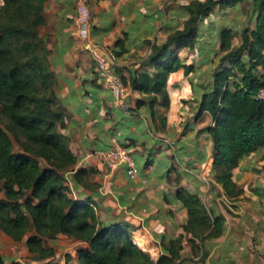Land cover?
Returning a JSON list of instances; mask_svg holds the SVG:
<instances>
[{
    "label": "crops",
    "instance_id": "1",
    "mask_svg": "<svg viewBox=\"0 0 264 264\" xmlns=\"http://www.w3.org/2000/svg\"><path fill=\"white\" fill-rule=\"evenodd\" d=\"M192 1L88 0L91 19L83 36L75 23L76 0L45 2V24L39 36L46 41L55 92L65 114L58 131L66 136L76 158L74 170H83L76 177L75 171L67 172L66 184L74 199L92 202L102 222L127 226L133 243L153 260L168 254L169 240L182 234L183 264H253L251 260L264 257V148L241 159L233 169V180L244 190L237 198L227 197L213 177L212 144L206 128L214 123L208 111L199 113L198 109L219 66L220 29L198 31L192 48L177 49L184 65L167 78V106L159 103L160 94H144L129 83L133 72H154V67L144 65L151 44L163 45L170 32L183 27L189 17L186 5ZM243 4L247 5L245 14L239 10ZM229 7L216 5L209 15L221 14L227 21L223 27L237 33L243 20L252 24L251 0ZM233 38L234 47L240 37ZM91 44L101 50L106 47L112 55V64L127 86L122 99L131 104V110L121 109L97 78L88 49ZM151 97L158 99L153 112L147 104L137 105L138 100ZM111 136L119 143L130 142L135 177H128L123 166L109 169L98 155L111 146ZM180 192L196 193L214 214L224 217L222 233L200 242L196 252L187 241L191 234L183 230L188 213L178 198ZM18 242L0 229V261L24 263L15 249ZM46 242L57 248L58 258L62 255L61 264L66 254L75 259L76 250L87 245L64 234ZM22 249L24 254V243ZM202 253L206 254L204 262L199 261Z\"/></svg>",
    "mask_w": 264,
    "mask_h": 264
},
{
    "label": "trees",
    "instance_id": "2",
    "mask_svg": "<svg viewBox=\"0 0 264 264\" xmlns=\"http://www.w3.org/2000/svg\"><path fill=\"white\" fill-rule=\"evenodd\" d=\"M46 1L2 0L0 5L1 231L14 241L24 239L27 251L41 264H50L57 254V248L44 245V239L53 241L59 234L87 244L76 250L75 259L66 254L62 264H183L182 234L169 240L168 254L153 260L133 243L127 226L102 222L92 202L70 195L65 174L75 171L76 158L66 136L58 131L65 114L55 92L46 41L39 36ZM243 1L193 0L187 4L189 17L183 27L170 32L163 45L151 44L144 65L154 67V72H133L130 86L144 94H160L159 103L167 106V78L184 65L177 49L195 45L199 23L216 5ZM251 10L252 24L242 28L236 47L232 28L220 29L219 66L198 108L199 113L208 111L213 120L206 128L212 144L213 177L229 198H237L244 190L233 180V169L241 159L264 148V100L257 97L264 85V0H251ZM157 102L156 97L143 98L137 105L147 104L153 112ZM82 173L76 170L73 177ZM178 198L188 213L183 230L191 234L187 241L196 252L200 242L222 233L224 217L214 214L196 193L180 192ZM205 257L202 253L199 261Z\"/></svg>",
    "mask_w": 264,
    "mask_h": 264
},
{
    "label": "built area",
    "instance_id": "3",
    "mask_svg": "<svg viewBox=\"0 0 264 264\" xmlns=\"http://www.w3.org/2000/svg\"><path fill=\"white\" fill-rule=\"evenodd\" d=\"M75 5L77 10L75 23L78 27L79 35L83 36L91 19L88 0H76ZM88 49L91 53L96 76L99 81L113 94L121 109L125 111L131 110V104L122 99L123 95L127 92V86L115 70L111 61L113 58L108 49L105 47L101 50L96 44H91ZM257 97L264 100V85L258 92ZM110 140L111 146L98 151V155L109 169H116L123 166L128 177H135L137 168L131 155L132 149L129 147L130 142L119 143L114 136H111Z\"/></svg>",
    "mask_w": 264,
    "mask_h": 264
},
{
    "label": "rangeland",
    "instance_id": "4",
    "mask_svg": "<svg viewBox=\"0 0 264 264\" xmlns=\"http://www.w3.org/2000/svg\"><path fill=\"white\" fill-rule=\"evenodd\" d=\"M2 4V0H0V5ZM220 8L224 9V8H230L228 5H220ZM246 9H247V5L246 4H243L239 10L243 11L244 14L246 13ZM221 14H219L218 16L217 15H213V14H210L208 15L207 17H205L202 22L199 24V33L200 32H213L215 29H217V27L219 29H221V27H223V25L226 26L227 24V21H223L220 17ZM216 16L218 18H216ZM215 17V18H214ZM223 17V16H222ZM245 22V20H243ZM242 23V25H240L239 27V33H237L236 31L234 32V36L233 37H240V33L242 31V28L244 26L247 25V23ZM230 23L229 26L232 25V22H228ZM232 40L234 41V38H232ZM234 47H236L234 45ZM202 53H212V52H202ZM217 61V60H216ZM260 71H262V68H259ZM13 139L14 137L11 136ZM14 146L15 148H17L19 145H18V142L16 140H14ZM41 162H42V165L44 166L45 165V161L43 159H41ZM29 234H32V231L29 232ZM23 243H24V239L20 240L18 243H16V246H15V249L21 254V259L24 263L22 264H41L40 261H37L35 260L32 255L29 253V252H24L23 254ZM44 245L47 243L45 242V239H44ZM25 244V243H24ZM8 245V244H7ZM58 254H56L52 259H51V263L50 264H61L60 261H61V257L62 255L60 256V258H58ZM251 262L253 264H264V257L263 259H256V260H251Z\"/></svg>",
    "mask_w": 264,
    "mask_h": 264
}]
</instances>
